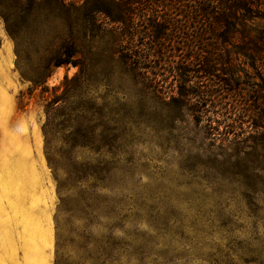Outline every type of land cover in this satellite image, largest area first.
Returning <instances> with one entry per match:
<instances>
[{
	"label": "rangeland",
	"instance_id": "374dc122",
	"mask_svg": "<svg viewBox=\"0 0 264 264\" xmlns=\"http://www.w3.org/2000/svg\"><path fill=\"white\" fill-rule=\"evenodd\" d=\"M41 37L16 45L0 18V264H264V150L223 153L190 118L168 135L143 127L129 135L125 111L138 100L134 87L101 69L97 87L83 91H93L99 108L97 152L63 144L79 135L73 126L50 127L47 146L48 108L55 123L72 120L61 99L65 78L78 69L50 70ZM184 41L156 48L157 60L185 61V51L175 50ZM234 68L241 81H259L242 59ZM92 186L99 189L88 191Z\"/></svg>",
	"mask_w": 264,
	"mask_h": 264
},
{
	"label": "trees",
	"instance_id": "16d2710c",
	"mask_svg": "<svg viewBox=\"0 0 264 264\" xmlns=\"http://www.w3.org/2000/svg\"><path fill=\"white\" fill-rule=\"evenodd\" d=\"M0 18L16 45L21 39L30 45L44 35V62L50 70L78 69L73 78H65L61 99L72 120L55 123V109L48 108L47 146L50 127L64 132L73 126L79 135L62 138L63 144L97 152L93 117L99 108L93 91H83L97 87L96 70L101 69L111 78L126 77L134 87L138 100L125 111L129 135L141 127L143 133L168 135L190 118L206 138H216L214 144L223 153L239 158L264 150L258 145L264 137V0H0ZM181 40L185 48L175 50L185 51V61L166 66L157 60L156 48L166 50L167 42ZM238 59L256 71L258 82L235 77ZM21 75L33 84L41 81ZM235 96L244 98L242 107L230 100ZM79 114L85 115L83 121H76ZM245 117L250 126L245 127ZM81 192L82 202L89 200L87 188Z\"/></svg>",
	"mask_w": 264,
	"mask_h": 264
}]
</instances>
